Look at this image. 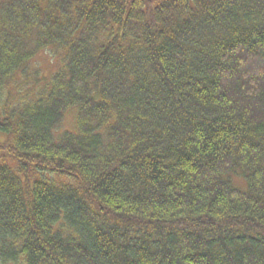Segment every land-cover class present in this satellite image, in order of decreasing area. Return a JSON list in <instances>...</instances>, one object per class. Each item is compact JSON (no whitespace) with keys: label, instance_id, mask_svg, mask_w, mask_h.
<instances>
[{"label":"trees","instance_id":"16d2710c","mask_svg":"<svg viewBox=\"0 0 264 264\" xmlns=\"http://www.w3.org/2000/svg\"><path fill=\"white\" fill-rule=\"evenodd\" d=\"M0 133L2 264H264V0H0Z\"/></svg>","mask_w":264,"mask_h":264},{"label":"rangeland","instance_id":"374dc122","mask_svg":"<svg viewBox=\"0 0 264 264\" xmlns=\"http://www.w3.org/2000/svg\"><path fill=\"white\" fill-rule=\"evenodd\" d=\"M245 65H248V63H246ZM58 66H59V60L57 59L56 56L54 57L53 54H51L48 50H42L39 53H37L34 56L31 64L32 68H38L39 70H41V75L48 78L57 70ZM18 80L22 81V78L19 77ZM19 85L21 84L19 83L18 85H16L15 81H13L9 86L10 87L9 96L14 102L20 100L22 98L23 93L26 91L31 90V92H35V90L32 91L33 89H31V87H23L26 89L24 91H21L19 89ZM77 117H78V107L74 106L72 108H69L64 116V121L62 124L63 129H76ZM7 140H8L7 135L4 133H0V142L7 143ZM2 153L3 152L0 151V154ZM0 264L2 263L0 262Z\"/></svg>","mask_w":264,"mask_h":264}]
</instances>
